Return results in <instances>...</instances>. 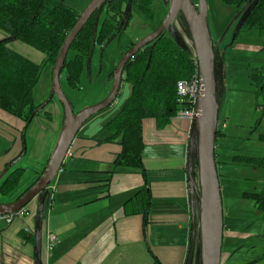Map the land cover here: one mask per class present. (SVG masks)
Wrapping results in <instances>:
<instances>
[{
    "label": "crops",
    "instance_id": "crops-1",
    "mask_svg": "<svg viewBox=\"0 0 264 264\" xmlns=\"http://www.w3.org/2000/svg\"><path fill=\"white\" fill-rule=\"evenodd\" d=\"M22 49L19 45L12 50L29 59L32 53ZM42 58L41 54L34 61L39 63ZM56 106L57 114L37 119L38 114L26 130L25 154L11 168L24 169L18 193L36 179L52 154L63 120L59 102ZM96 118L88 120L77 133L70 156L65 157L52 181V194L41 221L36 222V200L10 223L0 219V264H185L191 215L183 125L171 123L157 130L153 119L143 120L142 175L113 170L120 146L97 143L105 132L94 125ZM21 127L17 118L0 111V140L7 143L5 148L0 147V174L20 152ZM29 138L34 146L44 143L42 155L36 154V148L30 149ZM172 144H177L175 153ZM144 187L151 198L145 227L141 214H134V202L141 209L145 198L132 199ZM3 198L8 199L0 203L12 202L10 197ZM244 213L223 214L220 264L264 263V257L250 261L241 252L250 239L256 240L259 245H254L261 251L264 243L259 235L250 233V225L243 224L247 221ZM255 221L252 228L264 226V221ZM238 225L242 226L236 230ZM48 231L59 241L50 250L45 246ZM191 264H196L195 256Z\"/></svg>",
    "mask_w": 264,
    "mask_h": 264
},
{
    "label": "trees",
    "instance_id": "trees-1",
    "mask_svg": "<svg viewBox=\"0 0 264 264\" xmlns=\"http://www.w3.org/2000/svg\"><path fill=\"white\" fill-rule=\"evenodd\" d=\"M152 1L106 0L99 7L70 46L69 51H72L74 56L71 59L66 57L63 65L69 86L75 88L78 85L84 64L94 47L105 46L114 35L127 26L130 16L124 15V6L134 7L143 16L152 19ZM221 1L227 6L237 8L245 6L248 2ZM254 1L246 6L245 11L249 10L239 27L254 28L264 37V0ZM98 13H104L105 16L96 24ZM79 15L80 12L63 0H0V32L7 35L0 39V111L17 118L22 124L19 132L20 152L5 165L0 174V196L10 197L12 201L17 200L33 185L45 167L30 185L17 192L24 169H11L12 165L25 154L24 137L29 124L54 97L52 96L45 105H36L33 101V89L38 84L42 71L48 67L52 70L59 49ZM12 42H19L42 54V60L34 63L23 57L8 47ZM212 50L216 60L219 53L214 46ZM194 60L195 56H192L190 51L163 33L125 64L122 82L128 84L129 94L117 114L102 126L101 132L108 135L97 142H114L120 146V151L112 162L113 170H130L144 175L143 120L153 119L157 130L171 125L173 117L184 105L177 95L176 83L193 75L196 69ZM250 79L257 95L264 97V64L253 71ZM219 134L222 135L217 130L216 138ZM257 138L264 142V130ZM214 155L216 158L217 154ZM238 160L240 163L264 169V157L244 156ZM135 197L145 198L144 204L140 203L141 209L137 207L138 203L134 202V214H141L142 226L145 227L151 204L146 187L135 193L132 199ZM246 197L252 198L257 209L264 211V188Z\"/></svg>",
    "mask_w": 264,
    "mask_h": 264
},
{
    "label": "rangeland",
    "instance_id": "rangeland-1",
    "mask_svg": "<svg viewBox=\"0 0 264 264\" xmlns=\"http://www.w3.org/2000/svg\"><path fill=\"white\" fill-rule=\"evenodd\" d=\"M63 1L81 13L92 0ZM193 1L196 4L198 3L197 0ZM206 2V21L210 39L215 50L219 53V57L215 61L216 130L220 131L222 135L219 134L215 140V153L217 154L215 161L220 163H216V168L223 214L237 215V212H245L244 215L248 219L263 221L264 213L258 216L255 215L256 212L252 213L254 200L246 196L262 190L264 187V171L257 169L255 166L250 168L242 165L238 158L264 155V142L259 141L257 138L259 129L264 128V97L257 95L256 88L252 85L250 79L253 71L264 64V37L254 28L239 27L246 6L241 8L227 6L221 0H206ZM170 4L171 0H153L151 4V9L154 12L152 19L146 18L134 7L127 8V6H124V15L130 16L129 23L114 35L105 46L96 45L94 47L84 64L80 81L75 88L68 85L66 70H61L59 75L60 86L70 102L74 114L99 103L108 96L113 81V74L111 75V73L114 72L122 54L127 51L128 46L132 42L145 38L158 28L167 15ZM104 16V13H98L96 24H99ZM165 34L190 51L192 56H195L192 36L181 13L176 16L165 31ZM19 45L23 47L27 54L31 52L32 54L28 57L29 60L37 63L34 59L41 54L30 47L19 42H16V44L13 42L9 47L15 49ZM73 56L74 53L69 51L67 59H71ZM51 83V69L48 67L42 71L39 82L33 89L34 104L45 105L50 100ZM128 94L129 86L122 82L113 104L93 116L98 119L94 125L100 128L113 118L123 105ZM57 103V98L55 96L52 97L48 105L39 113L37 119L47 118V114L52 116L54 112L57 114ZM93 117L90 119H93ZM257 124L258 129L254 132ZM180 126L181 124L177 127ZM107 135L108 133L100 134V138ZM6 145V142L0 140V147L5 148ZM172 145L175 153L177 144ZM28 146L30 149L31 147L36 148L38 156L42 155L44 143L39 144L38 142L34 146L29 138ZM31 157L33 158L34 154ZM235 157L237 160H234ZM66 160L67 158H65ZM193 160L194 171H196V175L193 178L198 188L199 174L196 154L193 155ZM51 185L53 183L47 188L46 200L52 194ZM5 199L0 197V202ZM31 203L33 201L25 209H29ZM238 226H235L236 230H239L242 225ZM249 230L251 234L264 236V226L254 227ZM255 242V239H250L244 244L241 252H244L247 260L253 261L257 258H262L264 255L263 249L261 251L259 247H256L259 244Z\"/></svg>",
    "mask_w": 264,
    "mask_h": 264
},
{
    "label": "water",
    "instance_id": "water-1",
    "mask_svg": "<svg viewBox=\"0 0 264 264\" xmlns=\"http://www.w3.org/2000/svg\"><path fill=\"white\" fill-rule=\"evenodd\" d=\"M105 1L92 0L85 7L59 49L51 70V97L54 95L57 98L63 113L59 137L41 175L33 185L17 200L10 203H0V217L15 215L30 202L36 200V222L41 221L43 210L47 207L49 200V198L46 200L47 188L61 170L66 154L77 133L91 117L113 104L121 87L125 64L143 47L151 44L163 34L176 16L181 13L192 36L201 84V93L196 104L197 115L191 125L187 143V186L190 198L191 223L185 264H191L193 256H195L196 264H220L223 239V207L214 155L217 131L216 60L206 21L207 2L206 0H197L198 4L194 5L191 0H171L169 11L158 28L150 35L135 42L122 55L113 72L112 86L108 96L99 103L74 114L70 102L61 89L59 75L71 44L91 16ZM248 10L245 11L243 18ZM194 154L198 157V188L193 178L196 175Z\"/></svg>",
    "mask_w": 264,
    "mask_h": 264
},
{
    "label": "built area",
    "instance_id": "built-area-1",
    "mask_svg": "<svg viewBox=\"0 0 264 264\" xmlns=\"http://www.w3.org/2000/svg\"><path fill=\"white\" fill-rule=\"evenodd\" d=\"M5 37L2 33H0V39ZM196 69L193 75L189 79L179 80L176 83V92L180 98V102H182L183 108L177 111L175 116L172 119L171 123H175L176 125L182 124L184 127L186 146L189 139V134L191 130V125L197 115L196 104L197 100L201 93V84L200 78L198 74V66L196 60H194ZM66 156H70V151L68 150ZM49 187V186H48ZM26 209H22L15 215H6L1 216L0 219H4L6 223H10L12 219L19 215L25 214ZM59 243L57 237L50 231L47 232L45 238V246L47 250L52 249Z\"/></svg>",
    "mask_w": 264,
    "mask_h": 264
},
{
    "label": "flooded vegetation",
    "instance_id": "flooded-vegetation-1",
    "mask_svg": "<svg viewBox=\"0 0 264 264\" xmlns=\"http://www.w3.org/2000/svg\"><path fill=\"white\" fill-rule=\"evenodd\" d=\"M192 2H193V4L194 5H197L196 3H194V1L193 0H191ZM252 0H248V2H246L245 3V6H248L249 5V3L251 2ZM128 8H130V7H128ZM133 8V7H132ZM247 8V7H246ZM127 17V16H126ZM129 23V22H128ZM165 33V32H164ZM263 37V36H262ZM134 45V44H133ZM132 47V46H131ZM129 49V48H128ZM127 49V50H128ZM258 129V125L255 127V130H254V132L256 131ZM262 130H264V128H260L259 129V132H258V135L260 134V132H262ZM248 157H264V155L263 156H248ZM242 165H245V166H247V167H250V168H252V166H249V165H246V164H244V163H242ZM257 169H259V170H263L264 171V169H262V168H257ZM264 188V187H263ZM262 188V189H263ZM262 191V190H261ZM254 202V201H253ZM256 212V214L255 215H260L261 213H264V211H262V210H258L257 209V205H256V203L254 202V206H253V209H252V213H255ZM247 218V217H246ZM264 221V220H263ZM256 223V221L255 222H253V220H250V219H248L247 218V221L246 222H244V225L245 226H249L250 225V229L252 228L251 226L252 225H254ZM259 239L260 240H262V242H264V236H260L259 235ZM263 247V253H264V245L262 246ZM264 257V255L262 256V258ZM262 258H259V259H257V260H260V259H262Z\"/></svg>",
    "mask_w": 264,
    "mask_h": 264
}]
</instances>
